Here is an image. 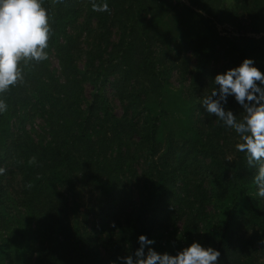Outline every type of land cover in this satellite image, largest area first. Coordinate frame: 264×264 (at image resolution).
<instances>
[{
	"label": "trees",
	"instance_id": "obj_1",
	"mask_svg": "<svg viewBox=\"0 0 264 264\" xmlns=\"http://www.w3.org/2000/svg\"><path fill=\"white\" fill-rule=\"evenodd\" d=\"M107 2L43 0L49 59L22 61L3 97L0 264H119L140 235L161 253L199 242L219 264H264L255 170L200 106L244 59L264 73V0Z\"/></svg>",
	"mask_w": 264,
	"mask_h": 264
},
{
	"label": "clouds",
	"instance_id": "obj_2",
	"mask_svg": "<svg viewBox=\"0 0 264 264\" xmlns=\"http://www.w3.org/2000/svg\"><path fill=\"white\" fill-rule=\"evenodd\" d=\"M91 10L111 11L107 0H92ZM54 35L43 0H0V115L8 111L4 95L24 80L21 62L47 61ZM229 97H234L242 108L239 116L226 108ZM200 106L207 115L234 131L238 138L235 151L243 154L248 168L255 170L252 183L256 195L264 198V73L253 59H244L238 67L214 77L211 92L200 97ZM227 160L231 161V156ZM36 163L37 157L33 155L28 164ZM4 173L5 169L0 167V175ZM111 226L115 227V223ZM137 243L139 247L134 252L117 258L119 264H219L221 256L220 251L199 242H192L175 254L156 251L152 247L155 240L146 235H140Z\"/></svg>",
	"mask_w": 264,
	"mask_h": 264
},
{
	"label": "rangeland",
	"instance_id": "obj_3",
	"mask_svg": "<svg viewBox=\"0 0 264 264\" xmlns=\"http://www.w3.org/2000/svg\"><path fill=\"white\" fill-rule=\"evenodd\" d=\"M51 65H52V67H54V68H58V67H57V63H56L55 60H52V61H51ZM174 80H175V79H174ZM172 83H174V84L177 85V83L174 82V81H173ZM115 107H116V112H117V114H119V113H120V108H119V105H118L117 103H115ZM39 126H41V125H40V123L37 121V122L34 124V126L32 125L31 127L33 128L34 131H38V130H39ZM31 127H28V129L30 130ZM16 182H17V179L13 181V185H15Z\"/></svg>",
	"mask_w": 264,
	"mask_h": 264
}]
</instances>
